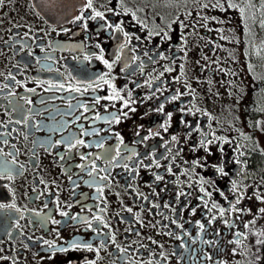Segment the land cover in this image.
<instances>
[{"label":"flooded vegetation","instance_id":"obj_1","mask_svg":"<svg viewBox=\"0 0 264 264\" xmlns=\"http://www.w3.org/2000/svg\"><path fill=\"white\" fill-rule=\"evenodd\" d=\"M88 4L0 5V264H264V52L243 0Z\"/></svg>","mask_w":264,"mask_h":264},{"label":"snow or ice","instance_id":"obj_2","mask_svg":"<svg viewBox=\"0 0 264 264\" xmlns=\"http://www.w3.org/2000/svg\"><path fill=\"white\" fill-rule=\"evenodd\" d=\"M5 3V0H0V5H3ZM88 7H91V0H89V4H88ZM95 17H101V18H103V16H102V13H100V12H95V16L93 17V18H95ZM77 19H80V17H77ZM110 27H111V25H110ZM120 27V25H116V28H119ZM101 59H102V57H100ZM85 59H87V57L85 58ZM117 59H119V57H117ZM104 63H105V65L109 68V69H111V67H112V65L111 64H109L108 63V61H104ZM166 70H168V69H166ZM100 80H103L104 81V83H106V84H108V86L110 87V88H112V93H111V95H109L108 97H106L107 99H109V100H122L123 98L120 96V93L112 86V84H111V82L110 81H108V80H106L103 76H101L100 78H99ZM92 86V84L91 83H89V87H91ZM97 86H99V85H97ZM60 87H63V85H60ZM73 91H77V92H79L80 91V88H73L72 89ZM85 91H87V88L85 89ZM129 95H131L130 93H129ZM173 99H175V97H173ZM99 100H100V98L99 97H97L96 98V102L98 103L99 102ZM128 101L127 100H125L124 101V106L125 107H127V105H128ZM81 107H83V105H80ZM161 111H162V107H161V109H160ZM171 114H169V116H170ZM105 119H108L107 117L105 118ZM111 119H113V120H115L117 123H119V117L118 116H115V115H113V116H111ZM88 133H85V135H87ZM176 138L175 137H173V140H175ZM57 143H60V141H58ZM76 144H84V141H82V140H77L76 141ZM85 146H87V145H85ZM69 147H75V145L74 144H69ZM82 158H84V159H86L85 157H82ZM169 171H171V169H169ZM156 179L157 180H159V179H161V177L160 176H157L156 177ZM203 190V189H202ZM4 207H15L14 205H3V204H0V208H4ZM212 207L213 208H216L217 207V205H215V204H213L212 205ZM129 211H130V209H129ZM210 211H211V209H210ZM261 211H264V209H262ZM219 212H220V215L221 216H223V215H225V209L224 208H220L219 209ZM63 215H67V214H63ZM71 219H73V220H75L76 219V217H71ZM96 219H100V217H96ZM212 219H215V217H213ZM210 223H211V220L209 221ZM54 223H58V222H56V221H54ZM198 224H199V222H197ZM247 226V225H246ZM105 227H107V225H105ZM200 227L201 228H203V225H200ZM98 235H99V233H98ZM114 239V238H113ZM45 243H49V242H47V241H45ZM70 247H73V248H78V247H84V248H87V249H89V250H91L92 249V245L91 244H81V242H79V241H75V242H73L71 245H70ZM66 249H64V248H60L59 249V251H65ZM93 264H94V262H93Z\"/></svg>","mask_w":264,"mask_h":264},{"label":"rangeland","instance_id":"obj_3","mask_svg":"<svg viewBox=\"0 0 264 264\" xmlns=\"http://www.w3.org/2000/svg\"><path fill=\"white\" fill-rule=\"evenodd\" d=\"M243 4L252 19L253 29L259 37V49L264 52V0H243ZM251 264H255L254 261Z\"/></svg>","mask_w":264,"mask_h":264},{"label":"bare ground","instance_id":"obj_4","mask_svg":"<svg viewBox=\"0 0 264 264\" xmlns=\"http://www.w3.org/2000/svg\"><path fill=\"white\" fill-rule=\"evenodd\" d=\"M264 98V97H263Z\"/></svg>","mask_w":264,"mask_h":264}]
</instances>
